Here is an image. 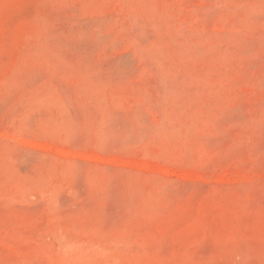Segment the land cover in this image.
<instances>
[{"label": "rangeland", "instance_id": "rangeland-1", "mask_svg": "<svg viewBox=\"0 0 264 264\" xmlns=\"http://www.w3.org/2000/svg\"><path fill=\"white\" fill-rule=\"evenodd\" d=\"M0 264H264V0H0Z\"/></svg>", "mask_w": 264, "mask_h": 264}]
</instances>
